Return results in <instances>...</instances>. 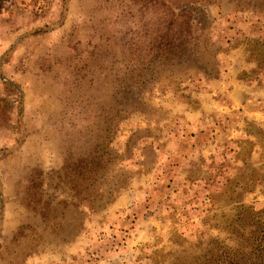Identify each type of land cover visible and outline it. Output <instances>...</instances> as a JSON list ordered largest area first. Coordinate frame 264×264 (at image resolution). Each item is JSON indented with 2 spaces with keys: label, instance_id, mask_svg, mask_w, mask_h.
Here are the masks:
<instances>
[{
  "label": "rangeland",
  "instance_id": "obj_1",
  "mask_svg": "<svg viewBox=\"0 0 264 264\" xmlns=\"http://www.w3.org/2000/svg\"><path fill=\"white\" fill-rule=\"evenodd\" d=\"M245 83L264 0H0V264H264Z\"/></svg>",
  "mask_w": 264,
  "mask_h": 264
},
{
  "label": "crops",
  "instance_id": "obj_2",
  "mask_svg": "<svg viewBox=\"0 0 264 264\" xmlns=\"http://www.w3.org/2000/svg\"><path fill=\"white\" fill-rule=\"evenodd\" d=\"M260 88L263 87L257 85L256 83H253L250 86L249 84L245 83V111H247L246 107L249 102L251 101L259 102V100H264V91L261 90ZM249 110L250 111H247V114H251L255 119L264 123V113L260 111H254L255 109H249Z\"/></svg>",
  "mask_w": 264,
  "mask_h": 264
},
{
  "label": "trees",
  "instance_id": "obj_3",
  "mask_svg": "<svg viewBox=\"0 0 264 264\" xmlns=\"http://www.w3.org/2000/svg\"><path fill=\"white\" fill-rule=\"evenodd\" d=\"M250 263L252 264V262H251V258H250ZM245 264H247V263H245Z\"/></svg>",
  "mask_w": 264,
  "mask_h": 264
}]
</instances>
